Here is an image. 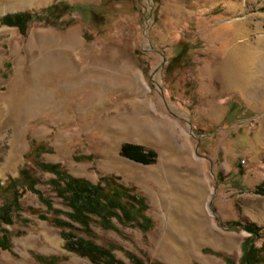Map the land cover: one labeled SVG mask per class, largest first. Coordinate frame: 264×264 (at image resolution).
<instances>
[{
  "label": "rangeland",
  "instance_id": "1",
  "mask_svg": "<svg viewBox=\"0 0 264 264\" xmlns=\"http://www.w3.org/2000/svg\"><path fill=\"white\" fill-rule=\"evenodd\" d=\"M57 1L95 12L68 11L55 22L35 16L26 34L0 25L1 183L28 166L43 198L71 211L49 183L55 174L39 161L93 183L110 176L145 198L152 225L144 230L142 217L138 224L118 211L114 228L94 216L91 236L79 234L112 248L122 264H229L226 256L241 264L248 237L256 247L264 243V194L256 192L264 179V104L255 102L264 96V0H0V18ZM219 35L226 40L208 46ZM180 41L196 48L195 64L175 59ZM236 51H244L241 66ZM247 90L252 109L242 102ZM229 98L238 119L209 124L212 101ZM138 105L145 111L141 140L134 139ZM127 142L153 150L154 162L122 155ZM38 143L39 157L30 154ZM43 198L27 189L12 223L0 222V237L11 242L0 247V264H96L66 248L62 229L43 216L54 214ZM12 200V190L0 191V207ZM234 222L262 230L254 236ZM205 228L217 230V242L202 240Z\"/></svg>",
  "mask_w": 264,
  "mask_h": 264
},
{
  "label": "trees",
  "instance_id": "2",
  "mask_svg": "<svg viewBox=\"0 0 264 264\" xmlns=\"http://www.w3.org/2000/svg\"><path fill=\"white\" fill-rule=\"evenodd\" d=\"M75 10L89 15H94L95 12L94 8L88 5L57 1L39 12L27 10L5 14L0 18V25L16 26L22 34H26L28 24L35 16L40 19L53 17L52 21L55 22L63 19L66 12ZM101 12H106V8ZM74 20L75 18H70L68 22L61 23L60 28H66ZM178 46L180 52L176 55L175 59L189 60L190 64H192L191 54L196 50L193 44L191 42L180 41ZM192 47L194 48L192 49ZM42 149H44V145L38 143L32 148L30 154L34 153L39 157ZM121 153L138 162L152 163L155 160V152L153 150H146L138 143H124L121 147ZM39 166L43 170L55 174V177L51 178L49 183L53 186L57 195L63 199L64 203L71 207V211L55 208L51 201L44 199L43 193L35 187L38 183V177L34 175L32 168L24 166L20 169L19 177L11 178L7 185L4 186L0 181V191L3 189L13 191L12 202L0 207V222L12 223L13 211L16 208H20V197L27 189L34 190L40 194L43 200H46L49 209L53 211L54 214L51 217L43 216L62 229L61 233L66 241L65 246L69 251L88 257L96 264H122L121 260L116 259L112 248L99 245L92 238L85 237L79 233L84 232L87 236H91L94 216L100 217L106 228H114L110 220L113 216H119L118 211L127 220H135L138 224H140L138 220L142 217L145 224L141 226H143L144 230L148 229L152 225V219L145 214L148 208L145 198L130 194L131 189L129 187L116 183L110 176H103L97 183H93L86 178L70 174L60 163L39 161ZM242 167L243 165H240V170ZM256 192L264 194V179L256 186ZM61 214H66L68 219L61 216ZM233 224L241 225L254 236L259 235L262 230L254 222L246 224L234 222ZM253 241L254 238L250 239L249 237L244 241V254L241 264H264V243L260 247H256ZM10 246V237L3 234L0 237V247L8 248ZM226 258L229 264H238L233 257L226 256ZM152 264L166 263L155 260L152 261Z\"/></svg>",
  "mask_w": 264,
  "mask_h": 264
},
{
  "label": "crops",
  "instance_id": "3",
  "mask_svg": "<svg viewBox=\"0 0 264 264\" xmlns=\"http://www.w3.org/2000/svg\"><path fill=\"white\" fill-rule=\"evenodd\" d=\"M72 4H74V3H72ZM75 4L87 5V4L80 3V2H77ZM93 6H96V5H93ZM225 40H226L225 37H223L222 35H219L214 40L209 41L208 42V46H217L219 43L221 44ZM242 52H244V51H242ZM242 52H240V51L237 52L236 51L235 54H234V55H236L237 60H240L239 66H241V62L243 60L242 59L243 57L241 56V54H243ZM192 64H195V62L192 61ZM236 64L238 65V62ZM247 72H251V71H247ZM238 73L239 74L237 76L239 78H244V76L246 77V75L242 74V71L240 72V70H238ZM234 77H236V76H234ZM207 93H209V95H212L213 91L211 90V91H209ZM240 93H241V90L236 92V94H238V95H240ZM242 96H241L240 99H242L244 96L247 97L246 99H244V98L242 99L243 104H246V105L248 104L247 105L248 109H252L251 103L254 102V100L253 101L251 100V97L249 96V91L248 90L244 91V96L243 97ZM213 102L216 103V101H212V103ZM255 102H258L260 104H264V96L258 97L255 100ZM214 103L212 104L211 111L209 113V116L207 117V120H208L209 124H211L212 126H218V125H221L222 123H225V124L228 123L227 122L228 120H231V121L235 120L236 121L238 119L237 116L233 117L234 107H232V103H233L232 98H229L226 101L217 102L216 104H214ZM233 121H232V123H233ZM229 125H232V124H229ZM209 188H210V179H209L208 175L206 174V192H207V190H209ZM205 230H206V228H205ZM216 232H217V230H216ZM206 239L210 240V235L208 233L206 235L204 234V236L202 235V240H204L206 242Z\"/></svg>",
  "mask_w": 264,
  "mask_h": 264
},
{
  "label": "bare ground",
  "instance_id": "4",
  "mask_svg": "<svg viewBox=\"0 0 264 264\" xmlns=\"http://www.w3.org/2000/svg\"><path fill=\"white\" fill-rule=\"evenodd\" d=\"M15 5H18V6H27V5H30L31 3H33L34 1H38V2H42L44 0H11ZM264 53V49L262 50V53ZM264 55V54H263ZM264 62V61H263ZM263 67V66H262ZM128 75L127 77L130 78V73H134V71L132 70V68H129L128 70ZM137 74V78L139 80H141V82L143 83V85H145V89L147 90L148 89V86L147 84L142 80V75L140 74V72H136ZM28 90H27V94H28ZM144 109L142 106L138 105L137 108H135V113L133 114V122H134V125L136 127V132H134V139L136 140H141L142 138H144V130L142 129L143 127V123H144V116H145V113H144ZM142 132V133H141ZM187 167L190 168V172L191 174H195V171L196 168L195 166L192 165V163H190L189 165H187ZM204 232V231H203ZM204 234L206 235V230L204 232ZM210 241L211 242H217L218 241V234L217 232L215 231V228H212L210 230Z\"/></svg>",
  "mask_w": 264,
  "mask_h": 264
}]
</instances>
